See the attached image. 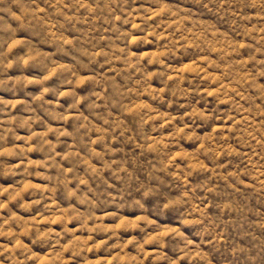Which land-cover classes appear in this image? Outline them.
Wrapping results in <instances>:
<instances>
[{
  "label": "clouds",
  "instance_id": "1",
  "mask_svg": "<svg viewBox=\"0 0 264 264\" xmlns=\"http://www.w3.org/2000/svg\"><path fill=\"white\" fill-rule=\"evenodd\" d=\"M0 264H264V0H0Z\"/></svg>",
  "mask_w": 264,
  "mask_h": 264
},
{
  "label": "rangeland",
  "instance_id": "2",
  "mask_svg": "<svg viewBox=\"0 0 264 264\" xmlns=\"http://www.w3.org/2000/svg\"><path fill=\"white\" fill-rule=\"evenodd\" d=\"M6 95V94H5Z\"/></svg>",
  "mask_w": 264,
  "mask_h": 264
}]
</instances>
